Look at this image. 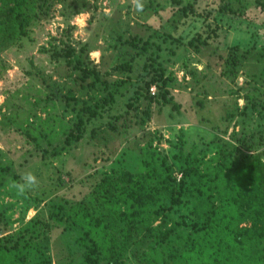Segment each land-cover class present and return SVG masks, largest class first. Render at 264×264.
I'll return each instance as SVG.
<instances>
[{"label":"rangeland","instance_id":"rangeland-1","mask_svg":"<svg viewBox=\"0 0 264 264\" xmlns=\"http://www.w3.org/2000/svg\"><path fill=\"white\" fill-rule=\"evenodd\" d=\"M257 1L143 0V12L135 10L132 0H63L50 5L47 15L30 27L21 43L0 54V166L13 163L16 180L30 171L39 182L24 197L8 190L9 180L0 185L1 235L18 237L20 228L34 216L49 220L53 198L82 199L112 166L135 170L141 146L150 139L174 167H178L173 154L180 130L190 142L204 137L227 148L239 147L240 152L264 148V48L242 56L237 70L223 72L231 50L226 43L244 34H237V28H257L264 34V10ZM190 5L199 12L225 5V30L212 46L197 50L181 44L163 52L161 60L167 73L173 74L168 87L179 109L159 92L149 101L139 90L128 102L119 97L110 110L118 116L105 117L94 134L69 145L62 155L46 160L36 156L35 144L20 126L41 130L42 145H49L44 141L48 138L59 145L76 114H88L85 105L101 109L105 92L90 88L89 78L83 79L82 70L74 66L78 55L109 82L125 78L121 65L126 59L120 58L125 45L119 36L148 38L165 33L172 23L167 19L180 23L183 9L189 11ZM249 94L254 95L257 107L243 115V107L251 102ZM239 137L247 140L246 146H239ZM48 230L47 237L38 240L42 248L38 255L50 256L51 264H75L81 259L83 250L72 231L57 224ZM36 257L27 255L25 264H33Z\"/></svg>","mask_w":264,"mask_h":264},{"label":"trees","instance_id":"trees-1","mask_svg":"<svg viewBox=\"0 0 264 264\" xmlns=\"http://www.w3.org/2000/svg\"><path fill=\"white\" fill-rule=\"evenodd\" d=\"M60 1L0 0V54L21 43L30 27ZM256 5L264 10V0ZM190 7L189 11L183 9L180 23L167 19L172 23L165 33L148 38L139 34L124 39L119 36L125 45L120 56L126 59L121 65L125 78L109 82L78 55L74 66L82 70L83 79L89 78L90 88L105 92L101 109L85 105L88 114H76L73 126L61 134L59 145L48 138L44 141L49 145L43 146L41 130L20 126L35 144L36 156L46 160L62 155L69 145L94 134L105 117L118 116L110 110L119 97L128 102L139 90L149 101L159 92L179 109L168 87L173 74L166 71L163 52L174 51L181 44L197 50L212 46L225 30V5L204 12ZM238 33L244 34L225 45L231 49L228 67L223 70L226 74L237 70L242 56L264 48V34L257 28H237ZM252 56L256 58L255 53ZM152 86L157 88L155 94L150 91ZM249 98L243 115L257 107L254 95L249 94ZM198 102L203 105L202 99ZM224 131L227 133L228 128ZM237 140L239 146L247 145L245 138ZM174 145L177 151L173 159L178 167L169 163L150 139L141 146L135 170L112 166L82 199L53 198L50 221L34 216L20 228L18 237L0 233V264H25L26 256L32 253L38 256L33 264H51L50 256L37 252L42 250L38 240L47 237L52 224L74 233L83 250L75 264H264V148L240 152L239 147L227 148L204 137L190 142L183 130ZM12 165L0 166V185L16 179Z\"/></svg>","mask_w":264,"mask_h":264},{"label":"clouds","instance_id":"clouds-1","mask_svg":"<svg viewBox=\"0 0 264 264\" xmlns=\"http://www.w3.org/2000/svg\"><path fill=\"white\" fill-rule=\"evenodd\" d=\"M132 4L137 12H143L144 2L143 0H132ZM39 185L37 177L32 172H25L20 176L19 180L9 179L7 188L9 191H13L16 196L24 197L26 194Z\"/></svg>","mask_w":264,"mask_h":264},{"label":"built area","instance_id":"built-area-1","mask_svg":"<svg viewBox=\"0 0 264 264\" xmlns=\"http://www.w3.org/2000/svg\"><path fill=\"white\" fill-rule=\"evenodd\" d=\"M156 90H157V89H156V86H152V87H151V93H152V94H155V93H156Z\"/></svg>","mask_w":264,"mask_h":264}]
</instances>
